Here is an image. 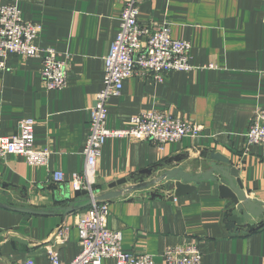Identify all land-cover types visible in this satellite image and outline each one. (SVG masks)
<instances>
[{"label": "crops", "instance_id": "obj_1", "mask_svg": "<svg viewBox=\"0 0 264 264\" xmlns=\"http://www.w3.org/2000/svg\"><path fill=\"white\" fill-rule=\"evenodd\" d=\"M125 2L0 0V5L17 3L25 21L41 25L36 45L54 48L60 60L69 57L68 85L61 91L45 88L40 59L9 55L0 65V138L14 136L20 120L33 119L36 147L51 152L46 167L29 166L20 156L0 161V264H26L29 259L52 264L50 249L66 264L81 252L77 223L87 209L33 216L10 208L48 211L76 200L64 204L56 198L74 196L70 182L83 172L90 110L103 89L105 58L119 32ZM139 8L142 26L160 29L169 21L173 37L192 44L196 69L168 74L163 83L140 74L126 80L121 95L109 101L107 127L124 130L133 116L155 110L202 131L163 153L132 138L106 141L97 163L96 194L128 180L124 196L108 202V228L122 233L125 252L152 255L155 264H164L167 248L186 244L200 247L203 264H264V228L249 231L264 222V215L246 221L235 213L227 220L246 227L230 231L227 201L217 182H202L193 193L174 199L162 184L151 185L161 170L176 164L188 174L206 172L210 155L220 154L239 171L250 192L247 198L264 208V147L246 150L253 116L264 108V0H139ZM174 158L182 159L167 164ZM161 165L151 177L140 176ZM56 172L64 173V183L52 181ZM135 175L140 176L137 185L131 184ZM63 227L69 231L62 244L54 237ZM103 264L116 263L108 259Z\"/></svg>", "mask_w": 264, "mask_h": 264}, {"label": "built area", "instance_id": "obj_2", "mask_svg": "<svg viewBox=\"0 0 264 264\" xmlns=\"http://www.w3.org/2000/svg\"><path fill=\"white\" fill-rule=\"evenodd\" d=\"M139 14V0H126L119 32L105 58L103 89L96 94L90 110L89 134L83 152L85 166L83 172L74 175L70 182L74 192H87L91 206L77 223L81 252L66 264H103L108 259L116 264H155L152 255L125 252L122 233L108 228L109 203L96 200L97 163L108 139L132 138L150 142L163 153L167 146L197 137L202 131L200 126L155 110L133 116L124 130L107 127L109 101L121 95L126 80L140 74L163 83L168 74L196 69L192 64V44L173 37L171 22H165L160 29L144 27L139 23ZM41 31V25L23 19L17 3L0 5L1 68L9 55L40 59L41 81L45 88L48 91L64 90L68 85L69 57L60 60L54 48L36 45ZM35 125L33 119L20 120L14 136L0 138V161L20 156L29 166H48L51 152L36 147ZM253 146L264 147V108L256 111L246 134V150ZM52 181L64 183V173H54ZM68 231L67 227L58 229L55 240L65 243ZM47 255L52 264H65L58 251L50 249ZM162 259L164 264H203V254L197 244L167 248ZM26 264L34 262L29 259Z\"/></svg>", "mask_w": 264, "mask_h": 264}, {"label": "water", "instance_id": "obj_3", "mask_svg": "<svg viewBox=\"0 0 264 264\" xmlns=\"http://www.w3.org/2000/svg\"><path fill=\"white\" fill-rule=\"evenodd\" d=\"M182 158H174L169 160L167 164L178 163ZM164 165L160 167L155 166L140 172V176L144 178L145 176L151 177L153 172L157 171L159 168H163ZM144 176V177H143ZM131 180H134L132 177ZM162 183L163 187L168 190L171 194V198H177L193 193L197 190V187L205 181L217 182L219 184L220 196L227 201L226 209V225L230 231H241L246 226L237 225L236 222H230L227 219L233 217L235 213H238L244 217L246 221L252 219L260 218L264 215V208L261 203L256 200L248 199L250 195L249 191H245L242 181L239 178V171L235 169L231 161L220 154H211L209 158V169L201 174L192 175L185 172L184 168L180 164H176L173 168L168 170H161L160 176L156 182ZM156 182L152 183L154 185ZM128 183L127 179H122L117 182L110 184V192L104 193L101 196L97 195L96 200L98 202H109L111 200L120 198L124 196L125 190L122 188ZM150 185V186H151ZM7 185H2L1 188L4 190ZM84 196L83 200H79ZM160 198V195H156ZM72 204L68 206L52 208L51 210H31L27 208H16L11 207L10 209L18 212H24L31 214L33 216H43L49 213H54V211H64L67 214L75 213L84 209H88L91 206V201L87 196L86 191H77L74 196L68 195L67 198L58 196L56 200L59 203H68L71 199ZM81 202V204H80ZM79 205V206H78ZM15 241L20 242L19 239L14 238Z\"/></svg>", "mask_w": 264, "mask_h": 264}, {"label": "trees", "instance_id": "obj_4", "mask_svg": "<svg viewBox=\"0 0 264 264\" xmlns=\"http://www.w3.org/2000/svg\"><path fill=\"white\" fill-rule=\"evenodd\" d=\"M133 178H134V180H138V179H140V176L139 175H135V176H133ZM262 228H264V222H262L261 224H260V226L259 227H257V228H255V227H250L249 228V231H256V230H259V229H262Z\"/></svg>", "mask_w": 264, "mask_h": 264}, {"label": "rangeland", "instance_id": "obj_5", "mask_svg": "<svg viewBox=\"0 0 264 264\" xmlns=\"http://www.w3.org/2000/svg\"><path fill=\"white\" fill-rule=\"evenodd\" d=\"M147 180H149V178H147ZM157 181V180H156ZM155 181V182H156ZM131 184H133V185H137L138 183L136 182V181H134V182H132ZM159 184V181L158 182H156L154 185H158ZM160 184H162V183H160ZM160 189H161V187H160Z\"/></svg>", "mask_w": 264, "mask_h": 264}]
</instances>
